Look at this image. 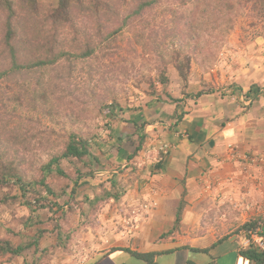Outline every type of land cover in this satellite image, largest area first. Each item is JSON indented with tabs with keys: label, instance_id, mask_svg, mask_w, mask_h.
Returning <instances> with one entry per match:
<instances>
[{
	"label": "crops",
	"instance_id": "crops-1",
	"mask_svg": "<svg viewBox=\"0 0 264 264\" xmlns=\"http://www.w3.org/2000/svg\"><path fill=\"white\" fill-rule=\"evenodd\" d=\"M255 42L221 88L172 80L148 106L116 111L130 120H113L119 142L107 162L132 168L118 201L143 210L137 229L117 233L91 264H253L240 228L210 222L215 213L232 225L264 220V42Z\"/></svg>",
	"mask_w": 264,
	"mask_h": 264
},
{
	"label": "trees",
	"instance_id": "trees-1",
	"mask_svg": "<svg viewBox=\"0 0 264 264\" xmlns=\"http://www.w3.org/2000/svg\"><path fill=\"white\" fill-rule=\"evenodd\" d=\"M163 1L56 0V4L52 5L41 0H0V79L8 83L9 88H14L0 92L4 115L10 118L12 111L9 110V104H12L22 109L41 110L42 115L53 124V127L42 128V120L37 118L33 125L31 118L25 119L23 115L24 120L20 126L7 128L6 122L0 125V206L13 207L15 203L22 205L27 212L18 218L21 221L19 224L25 229L33 228L32 232L16 231L11 232V237L7 235L0 238V264L23 255L21 264H51L56 252L73 253L70 247L76 228L75 223L69 222L68 216L74 215L72 201L75 185L98 170L94 168L95 164L107 168V158L97 154L95 143L92 142L97 135V127H88L86 131L67 129L65 119L70 115L71 118H67V121L82 124L90 117H102L105 121L102 125L106 126L111 119L118 118V110L113 109L110 113L112 118L108 119L109 113L105 111L102 99L101 86L118 66L116 54H113L114 58L109 57L105 49L124 28L135 26V29L145 23L147 25L146 16ZM186 1L189 0H179V3ZM177 9L178 7L173 8L172 11V19L176 23L174 33L179 31L178 23L183 18L182 12L176 13ZM193 9L192 5L190 12ZM188 21L189 19L186 20L187 23ZM89 27L91 32L87 34ZM62 32L69 33L70 38L64 39ZM196 46L197 43L194 49H190L191 53L184 54L185 69L179 68V74L183 78L187 75L192 59H200L198 56L201 49L197 52ZM107 57L108 61H103ZM78 63H81L86 75L79 82L75 79L73 82L78 83L82 98L77 101L76 108L71 106L61 112L58 102L63 94L58 93L65 91V86L61 83L72 79L71 72L77 68ZM45 67L50 71L51 81L42 84L41 76L35 74L34 86L25 87L22 82L24 75ZM20 79L21 86H18ZM20 89H23L22 93ZM38 90L43 91L41 96L36 95ZM67 91L70 95L72 90L68 88L65 92ZM113 92L114 89L110 95H114ZM26 93L32 95L28 101L18 100L24 99ZM111 99L112 107H117L115 96H111ZM55 125L62 128L58 140L52 135L57 133ZM137 149L136 146L128 154V159L134 157ZM50 150L54 153L51 154ZM40 151H46L50 155L32 169ZM113 167L118 166L110 163L108 169ZM133 168H137L135 164ZM31 170L36 174H27ZM119 182L120 180L110 178L107 182L100 183V190L91 197L85 195L83 201L87 207H81L85 221L92 223L91 214L101 203L120 198L122 190ZM4 187L7 190H3ZM13 187L17 188L14 194L10 191ZM62 196L67 198L59 202L58 199ZM83 201L80 203L83 204ZM44 209L47 216L41 219L40 214ZM258 221L264 225V220L257 218L244 223L242 227L252 228ZM47 223L51 224L50 228L45 226ZM14 237L16 240H13ZM242 255L253 264H264V248H257L252 243L242 250Z\"/></svg>",
	"mask_w": 264,
	"mask_h": 264
},
{
	"label": "rangeland",
	"instance_id": "rangeland-1",
	"mask_svg": "<svg viewBox=\"0 0 264 264\" xmlns=\"http://www.w3.org/2000/svg\"><path fill=\"white\" fill-rule=\"evenodd\" d=\"M41 1H47L52 5L56 4V0ZM262 3H264V0H196V2L189 0L182 4L179 3V0H164L161 5L146 16L145 21L148 19L147 25L145 23L135 29V26L124 28L121 34L110 41L105 49L109 57L114 58L115 55L113 54H116L115 58L118 61L116 69H113L110 77L106 79V83L101 86L104 109L109 113L108 119L112 118L110 113L113 112V109L119 110L120 113L121 110L122 112L133 111L148 106L152 97L159 96V92L164 90V87L172 80H174L173 89L179 88V82L186 85L188 80L192 86L201 85L203 81L206 82L205 87L207 88H221L224 86L225 81L229 80V77H227L228 68H233L238 65V62L245 60V53L248 48L254 46L253 42L257 40L264 42V6H261ZM192 5L194 9L190 12ZM177 7L176 13L182 12L183 18L178 23L179 31L174 33L176 23L172 19L174 15L172 11L173 8ZM187 19H189L188 23L186 22ZM90 32L91 28L89 27L87 34ZM61 36L64 39L70 38V34L66 32H62ZM196 43L197 52L201 49L198 56L200 59H192L187 75L183 78L179 74V68L185 69L184 54L191 53L190 49H194ZM103 61L107 62L108 57ZM76 66L77 68L71 72L72 79L61 83L65 86V91L68 88L72 90L70 95L68 91L58 93L63 94V98L58 102L61 112L64 111V108H70L71 106L76 108L77 101L82 98L77 87L78 83L73 82V79L79 82L86 74L81 67V63ZM35 74L41 76L42 84L51 81L50 71L45 67L26 73L24 75L25 79H20L18 86H21L22 80L25 87L27 85L33 87L36 83ZM90 82L92 83V81ZM6 89L14 90V88L8 87V83H4L0 79V92ZM23 89L19 90L20 93L23 92ZM112 89H114V95H110ZM42 94L43 91H36L37 96ZM31 96L30 93H26L24 99L19 98L18 100L26 102ZM111 96H115V103L118 105L115 108L112 107ZM39 102H42V100L39 99ZM54 104L56 105V103ZM3 107L4 105L0 103V113L2 114L0 125L6 122L8 124L7 128L20 126L21 121L24 120L23 115L25 119L30 117L33 125L39 118L42 120L40 127H53V124L42 115L43 111L41 110L22 109L9 104V110L12 112L10 118H7L4 115ZM67 118H71V116L68 115ZM67 118L65 119L67 129L76 128L86 131L88 127L91 129L97 127L95 128L97 135L92 139L97 154L103 156L104 159H108L115 154L118 148V144H115V142L119 141L113 140L115 136L113 132L116 131L112 124L114 118L106 126L102 125L105 122L102 117L94 119L90 117L82 124H71L67 121ZM54 127L57 133L52 135L55 140H58L60 138L58 134L62 131V128L60 125ZM136 142L137 138L130 139L127 146H125L127 148L131 146L129 149L131 151L137 146ZM50 152L51 154L54 153L52 150ZM49 155L46 151H40L31 168L33 169L35 165L44 162ZM105 163H107L105 164L107 168L95 164L94 168H98V170L92 176L82 178L75 185L72 201L74 215L68 216L69 222L75 223L76 228L73 233L74 241L70 247L73 253L65 254L58 251L53 256L51 264H91L102 251L111 247L117 233L123 231L120 233L123 237L126 233L130 234L137 229V206L121 205L118 201L119 198L101 203L96 211L91 214V224L89 221H85V217L81 214V207H85L84 209L87 207L86 202L83 201L85 195L91 197L93 193L99 191L100 183L107 182L110 178L115 181L120 180L119 186L122 190L120 196H122L125 193L124 191L128 190L130 182L136 179L135 175L130 177L132 168L126 170L125 167L122 168L113 163L114 166L118 165V167L108 169L110 163L107 161ZM122 169L124 170L122 171ZM27 174L35 175L36 172L31 170ZM74 176L73 173L72 177ZM124 183L129 184L125 186ZM71 185L73 184L71 183ZM3 190H7V187H4ZM10 191L14 194V192H17V188L13 187ZM66 198L67 196H62L58 200L63 202ZM82 201L83 204L80 203ZM63 206L66 207L65 204ZM26 212V208L18 203H15L13 207L0 206V238L10 236L11 232L16 231L32 232L33 228L25 229L19 224L21 221L18 218ZM229 215L231 217L232 212ZM46 216L47 211L44 209L41 211L40 218L44 219ZM215 218L218 221H215ZM240 222H235L232 225L233 221L230 218L227 220L224 215L215 213L210 223L220 228L227 226L225 230H229L231 227L235 230L237 225L243 223ZM45 226L50 228L51 224L47 223ZM13 240H16L15 237ZM23 257H17L12 261L5 260L1 264H21ZM113 261L105 259L99 264H112ZM125 262L137 264L136 259Z\"/></svg>",
	"mask_w": 264,
	"mask_h": 264
},
{
	"label": "clouds",
	"instance_id": "clouds-1",
	"mask_svg": "<svg viewBox=\"0 0 264 264\" xmlns=\"http://www.w3.org/2000/svg\"><path fill=\"white\" fill-rule=\"evenodd\" d=\"M120 167L123 168V167H125V166H120ZM144 208H145V207H144ZM145 209H146V208H145ZM142 210H143L142 207L137 206V214H139V212H142ZM252 221H253V220H252ZM137 222H138V218H137ZM244 223H247V222H244ZM244 223H242V224L238 225V227H236V229L240 228V230L243 231V232H241V233H243V234L245 235V236H244V239H243V241H242V243H241L242 248H244V249L247 248L251 243L254 244L257 248H260V249H261V248H264V245H263V246H259V245L256 243V241L253 240L252 235H250V233H249V231H250V232H253L255 229L259 228V229H260V232H258V236L261 237V241L264 242V241H263V239H264V225H263V223L258 221V224H257L256 226L252 227V228H250V227H248V228H244V227H242V225H243ZM247 239H249L250 241H249V243H248L247 245H245L243 242L246 241Z\"/></svg>",
	"mask_w": 264,
	"mask_h": 264
},
{
	"label": "built area",
	"instance_id": "built-area-1",
	"mask_svg": "<svg viewBox=\"0 0 264 264\" xmlns=\"http://www.w3.org/2000/svg\"><path fill=\"white\" fill-rule=\"evenodd\" d=\"M229 152L232 153V154H234V152H235V147H234V146H229ZM258 232H260V229H259V228L255 229L253 232H250V231H249L250 235H252L253 240L256 241V243H257L259 246H263V245H264V242L261 241V237L258 236ZM249 241H250V240L247 239V240L244 241L243 243H244L245 245H247V244L249 243Z\"/></svg>",
	"mask_w": 264,
	"mask_h": 264
}]
</instances>
